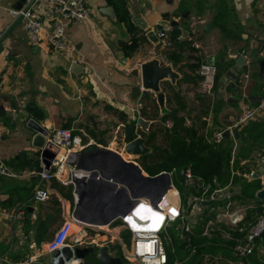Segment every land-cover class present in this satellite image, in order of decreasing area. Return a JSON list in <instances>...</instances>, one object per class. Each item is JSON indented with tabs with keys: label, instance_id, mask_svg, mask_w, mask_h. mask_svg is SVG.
Instances as JSON below:
<instances>
[{
	"label": "crops",
	"instance_id": "0c3cea01",
	"mask_svg": "<svg viewBox=\"0 0 264 264\" xmlns=\"http://www.w3.org/2000/svg\"><path fill=\"white\" fill-rule=\"evenodd\" d=\"M19 2L21 6L23 0H0L3 36L0 160L13 173L0 176V255L12 260L33 256L34 264H51L46 243L63 219L73 213L77 200L73 197L74 184H63L56 179L44 183L52 189L49 200L32 199L37 173L44 167L41 150L33 145L35 123L47 132L58 127L72 128L85 140L93 141L84 152L100 146L128 158L129 154L123 150L128 141L124 128L142 117L143 107L149 115V118L143 117L148 121L147 130L136 126L135 137L141 136L140 132H148L151 123L156 121L149 112L150 100L156 102L155 93L149 90L146 95L134 98L132 91L141 83V65L157 59L159 65L162 63L175 74L173 81L169 77L159 80L166 109L176 108L175 117L187 119L195 115L206 122V126L217 124L215 130H210L209 137L204 134L210 141L214 132L237 125L243 111L263 95L264 69L260 70L264 68V0H86L90 19L69 25L65 30L74 47L72 54L54 51L47 44L30 45L22 20L14 18L10 11ZM35 10L40 13L43 26L50 28L43 5L36 4ZM136 15L145 23V29L132 21ZM148 30L154 31L157 42L148 39ZM159 31L165 33L164 38L158 36ZM158 42L162 43L160 47H157ZM240 55L244 62L239 66L236 60ZM73 56L81 66L79 74L69 70ZM202 63H211L217 68L213 90L207 94L201 91L199 84L198 69ZM245 73L248 77L246 87L242 88ZM173 94L177 95L176 102L167 103ZM203 106L204 111H199ZM158 111L161 113L159 107ZM256 123H260L258 128L254 126ZM240 125L237 140L230 136L217 145L232 146L230 175L237 172L233 177L257 178L262 184L264 153L257 142L248 156L239 159V165L246 166L247 170L235 168L234 159L238 158L235 155L242 143L241 134L245 137L251 132L252 137H258L264 133V114ZM139 157L133 156V161L137 163ZM137 164L140 166L139 162ZM250 172L253 176L247 178ZM231 188V202L237 204L233 211L241 215L243 221L246 215L239 204L245 202L254 205L252 210L261 209L260 216L263 215L264 201L258 200L256 193L254 198L247 199L241 196L239 184L233 182ZM260 216H253L249 223ZM74 221L72 234L78 226L106 228V225L87 224L76 218ZM123 232L126 231H120V237ZM109 236L105 231L100 237ZM71 240L72 237L68 245ZM256 242L264 251V236ZM112 245L110 253L122 257L116 243ZM250 257L260 259V264L264 258L256 253ZM81 261H90V256Z\"/></svg>",
	"mask_w": 264,
	"mask_h": 264
},
{
	"label": "built area",
	"instance_id": "2783aa9c",
	"mask_svg": "<svg viewBox=\"0 0 264 264\" xmlns=\"http://www.w3.org/2000/svg\"><path fill=\"white\" fill-rule=\"evenodd\" d=\"M38 3L43 5L45 12L48 14L50 28L43 26L40 13L35 10V5ZM10 11L14 18H20V20H22L27 41L30 45L41 47L47 44L54 51H68L71 54L74 52V47L65 35L66 28L69 25L87 21L91 16L90 9L86 5V0H23L19 8H12ZM158 36L164 38L165 33L159 31ZM166 45H168V43H166ZM244 53L243 51L241 54L244 55ZM71 61L73 64H76V57L73 56ZM198 75L200 77L199 84L201 91L205 94L211 93L217 75L216 66L211 63H202L198 69ZM242 77L244 81L241 87L245 88V79L248 75L245 73ZM263 114L264 92L262 97L253 106L243 111L237 124L255 121ZM164 124L166 127H171L172 121L168 119ZM223 131L224 129L214 132L210 138V142L215 144L221 143L224 139ZM1 139L2 133L0 131V141ZM92 142V140H85L80 134L74 133L72 128L58 127L48 131L45 135L44 146L50 148L54 152V155L50 158L49 168L45 169L43 167V169L37 173L38 182L34 188L32 199L36 202H45L49 200L52 189L44 185V183H48L52 179H56L63 184H74L73 180L75 178H89L91 170L77 168L75 163L70 162V158L72 154L80 153L89 148ZM125 160L133 161V155L131 156L129 154L128 158ZM173 171L174 169L170 171L164 170L157 174L167 172L170 176V184L178 197V207L175 213L155 207L147 198H139L127 215L115 218L111 223L106 225V228L98 227L89 229L87 226H82L75 234H72L75 221L72 214H70L67 218L63 219L50 240L47 241L46 251L52 255L54 251L61 250V248L66 245L71 249L74 247H88L91 245L100 248V246L103 245H112L116 243L117 246L121 245L123 247L122 257L126 262H136L137 264H171L165 243L160 234L162 227L168 225L169 221L175 220L188 212L200 209L201 205H209V209H213V205L218 203L223 204V208L226 209L225 212H228V214L223 215H230V220L228 221H231L236 227L234 228L242 234L234 238L233 252L235 259L230 260L228 264H252L251 261L248 260V257L255 253L264 256L263 247L256 242L264 232V211L263 215L254 223H247L243 221L241 215H238L234 211L229 212L227 210L233 198L231 191L233 175L237 174V172L231 173L226 184H218L212 190H209L208 186H206L209 182L204 181V179L199 176H195L191 170L190 164L183 167L180 170V175L187 187L190 186V190L192 189L193 191H197L202 187L206 193L205 196H194L193 193H190L188 196L187 209L185 210L181 195L171 179V172ZM12 175L13 173L0 160V176ZM252 176L253 172L246 175L247 178H251ZM213 181H216V179H213ZM262 186L264 187V180H262ZM73 197L74 200H77V194L75 192H73ZM122 230L130 234L128 248L124 247L121 240L122 237H120L119 233ZM105 231L108 232L110 236L109 238L101 239V233L103 235ZM71 237V243L68 245L67 243ZM76 260V264H79L80 260ZM35 261L36 258L33 256L24 260H12L6 255H0V264H34ZM67 263L71 264L70 262ZM262 264H264V258Z\"/></svg>",
	"mask_w": 264,
	"mask_h": 264
},
{
	"label": "water",
	"instance_id": "95a60500",
	"mask_svg": "<svg viewBox=\"0 0 264 264\" xmlns=\"http://www.w3.org/2000/svg\"><path fill=\"white\" fill-rule=\"evenodd\" d=\"M20 2L15 6L20 7ZM20 19V18H18ZM132 21L145 29L146 25L136 15ZM146 36L153 42H157V37L152 30L146 32ZM0 37V51L2 49ZM157 43V47L161 46ZM244 58L237 57L236 64L241 65ZM158 64L157 59L150 63L141 65V83L133 88L132 96L146 95L149 90L155 93V99L160 112H166L165 94L161 91L159 80L162 77H169L174 80L175 74L169 67L162 63ZM263 66L261 72H263ZM69 70L75 74L81 72V66L72 64ZM137 75V71L133 72ZM143 88V90H141ZM147 121L138 117L135 123L124 128V137L128 140L123 150L126 154L142 156L150 152V148L145 145L144 138L135 137L136 126H141L143 131L147 130ZM240 124L225 129L223 137L233 136L235 140L239 138ZM35 131L33 145L41 150V162L45 169L50 166V158L54 152L44 146L47 131L36 124L32 127ZM70 162L75 163L77 168L91 170L89 178H75L74 190L77 194V201L73 209V217L83 223L92 225H107L119 216L127 215L139 198H147L155 207L175 213L178 207V197L170 184V176L167 172L148 175L134 162L125 160L122 155L112 149L95 146L87 152L72 154ZM257 176V175H255ZM256 198L264 201V187L256 192ZM114 245H103L100 248L94 245L88 247L64 246L61 250H56L51 255V264H69V260H82L86 256H95L102 264H126L121 256H114L110 253ZM81 264V263H79Z\"/></svg>",
	"mask_w": 264,
	"mask_h": 264
},
{
	"label": "trees",
	"instance_id": "16d2710c",
	"mask_svg": "<svg viewBox=\"0 0 264 264\" xmlns=\"http://www.w3.org/2000/svg\"><path fill=\"white\" fill-rule=\"evenodd\" d=\"M175 96L173 94V97ZM151 100L149 102V106H152L153 110L151 116L152 119L156 120L158 117V105L154 99L151 105ZM170 102L171 100L169 99L168 103L170 104ZM177 112L178 110L174 108L167 115L160 117L162 127H150L148 132H140L144 138L145 145L150 147L149 153L139 157V164L142 169L149 175H155L162 170L170 171L172 169L179 173L183 167L190 164L193 174L200 176L204 181L210 182L215 177L219 185L226 184L230 178L229 160L231 159L232 146H221L207 141L203 133H199L192 125H186L183 117H175ZM140 115L149 118L144 107L140 110ZM167 117L172 119V126L169 128L163 124ZM120 118L124 120V117ZM254 126L258 128L260 123H256ZM159 133L163 140L160 143L161 145H156ZM247 133L245 137L241 134L240 140L242 143L235 155L238 158L235 157L234 159V167L245 170L248 168L244 165L240 166L239 159L248 156L256 142V144L260 145L264 153V133L258 137H252L251 132ZM249 141L251 142L250 144H248ZM232 181L239 184L241 196L247 199L254 198L256 191L262 187V184L257 178L246 180L245 178L234 176ZM251 210L247 211L245 222H252ZM254 210L260 211L261 209ZM201 232V229H195L191 238V242L197 244L198 247L195 258L191 261L192 264H204L202 263L204 258L202 255L204 252L211 251L215 256L220 253L221 249H223V253L225 252L223 247L229 246L232 248L234 246V238L229 240L225 239L221 236L220 231L212 230L210 239H206V236H201ZM227 232L230 233L231 237L242 235L236 229H227ZM261 236H264V232ZM168 256L170 260L169 253ZM225 256L231 257V253H227ZM248 260L252 264H260L257 258L248 257ZM90 261L92 264H102L93 255L90 257ZM124 262L131 264L125 260Z\"/></svg>",
	"mask_w": 264,
	"mask_h": 264
},
{
	"label": "rangeland",
	"instance_id": "374dc122",
	"mask_svg": "<svg viewBox=\"0 0 264 264\" xmlns=\"http://www.w3.org/2000/svg\"><path fill=\"white\" fill-rule=\"evenodd\" d=\"M176 99H177V95L175 97L171 95V103L176 102ZM167 103H168V99H167ZM151 105H152V100H151ZM198 110L204 111V106ZM149 112L152 114L153 112L152 106L150 107ZM157 112H158V117L156 121L151 123L150 127H153V128L162 127L161 125L162 122L160 121V117L167 115L170 111L167 110L165 113L164 112L159 113V111ZM179 117H183V116H179ZM183 118H184L186 125H190V126L192 125L193 127L197 129L199 133L206 134L208 137H209L210 130L211 129L215 130L216 128L215 126H217V124H212L213 126L212 125L206 126V122L204 121L205 122L204 124L203 120L200 117H197L195 115L192 117H187V119L185 117ZM110 123L113 124L114 126L116 125V122L114 121H110ZM147 124H148V121H147ZM118 137H119V134H118ZM162 140L163 139L159 133L157 136L156 145H159ZM137 159H136L137 163L140 162ZM171 179H172L173 184L175 185V187L177 188V190L179 191L181 195L185 210L187 209L188 196L190 195V193H193L194 196H205L206 195L202 187H200L197 191H193L192 189L190 190V186L187 187L185 182L181 180V177L178 171L171 172ZM217 185H218L217 180L216 181L211 180L209 184L206 186H208L209 190H212ZM239 205H242V207H244L243 210H244L245 215L248 209H253L252 207H254V205L251 202L250 203L245 202L244 204H239ZM213 207H214L213 209H209V205L208 206L201 205L200 209L195 210L193 212H188L187 214H184L181 217L176 218L175 220L169 221L168 225L162 227L160 234L165 243L167 252L170 254L171 264L173 263L192 264L191 261L195 258V255L197 253L196 251H198L197 244L191 242V238H192V235L195 229H201L202 230L201 236H206V239H210L211 237L210 233L212 230L220 231L221 236L228 240L231 238L237 237V236L231 237L230 233L227 232V229L232 230V229H235L236 227L234 226V224L231 223V221H228L230 220V215H223V214H228V212H225L226 209L223 208V206L219 205L218 203L213 205ZM228 207L229 209L227 210L229 212H232L233 208L235 209L237 207V204L235 202L234 203L231 202L228 205ZM257 214L258 216H260L261 212L251 210V217L256 216ZM76 229L77 228H75V230ZM121 237H122L121 240L123 241L125 247L128 248L129 241H130V234L126 231L125 233L124 232L122 233ZM223 248L225 249V252L223 253V249H221L220 253L215 256L213 255L211 251L204 252L202 255L204 257L202 263L204 264H228L230 260L235 259L233 247L231 248L229 246H225ZM116 249L120 254H123V247L121 245H119ZM227 253H231V257L225 256V254ZM259 262H260V259H259ZM80 263L81 264H92L91 261H81ZM131 264H137V263L131 262Z\"/></svg>",
	"mask_w": 264,
	"mask_h": 264
},
{
	"label": "bare ground",
	"instance_id": "6f19581e",
	"mask_svg": "<svg viewBox=\"0 0 264 264\" xmlns=\"http://www.w3.org/2000/svg\"><path fill=\"white\" fill-rule=\"evenodd\" d=\"M123 157V156H122ZM78 230H80L79 226L77 227L76 230H74L75 232H77ZM73 262V263H72ZM71 264H76L77 263V260L76 259H73L72 261H70Z\"/></svg>",
	"mask_w": 264,
	"mask_h": 264
}]
</instances>
